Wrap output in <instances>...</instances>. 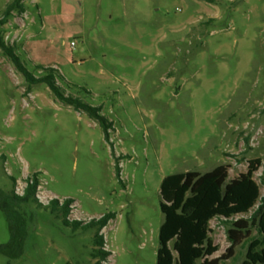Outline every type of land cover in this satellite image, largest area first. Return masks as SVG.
<instances>
[{
    "label": "rangeland",
    "instance_id": "1",
    "mask_svg": "<svg viewBox=\"0 0 264 264\" xmlns=\"http://www.w3.org/2000/svg\"><path fill=\"white\" fill-rule=\"evenodd\" d=\"M12 1L0 0V18ZM21 2L25 11L2 28L5 43L35 77L46 73L37 65L54 68L65 94L101 107L111 126L107 140L47 84L29 86L0 48V188L21 194L37 173L39 201L73 199L70 219L116 215L101 230L104 264H156L166 176L222 164L233 179L249 160L264 163V0ZM262 173L254 178L263 197ZM35 213L25 254L0 255V264H94V229ZM223 221H210V258L230 245ZM9 237L0 211V244ZM246 250L238 245L220 264H241Z\"/></svg>",
    "mask_w": 264,
    "mask_h": 264
},
{
    "label": "trees",
    "instance_id": "2",
    "mask_svg": "<svg viewBox=\"0 0 264 264\" xmlns=\"http://www.w3.org/2000/svg\"><path fill=\"white\" fill-rule=\"evenodd\" d=\"M15 11L20 13L25 11L21 0L9 3L0 18V48L4 54L22 73L29 86L47 84L59 101L77 110H83L91 118L96 119L104 130L105 138L109 140L111 123L101 114V107L91 106L79 98L66 95L56 81L58 74L55 75L54 68L37 65L38 69H43L46 73L42 77H35L16 54L17 48L5 43L2 28ZM260 167H263L264 184V163L261 158L249 160L247 171L233 179H229L228 166L222 164L204 173L187 171L166 176L160 185L163 222L159 230L156 264H220L222 260L232 257L234 249L240 244H246L247 248L241 264H264V196H261L260 185L254 178ZM118 176L119 169L117 178ZM11 178L15 183L16 179ZM38 186V174L35 173L27 178L21 194L14 189L9 192L0 188V211L6 216L10 235L7 243L0 244V255L9 260H16L25 254L31 224L36 219L35 212L37 209H43L73 231L81 229L86 232L94 229L90 256L95 261L94 264L107 262L111 252L105 249L101 230L116 215L106 213L99 219L93 218L87 223L70 219L74 200L67 198L60 202L59 199L53 198L47 204H43L37 197ZM258 203L249 218L234 219L238 215L249 213ZM218 217L223 218V222L229 225L227 237L230 245L222 256L210 258L218 250V246L209 236L211 230L209 224ZM253 228H256L258 236L252 235ZM172 242L174 244L171 248ZM173 251L176 252V256Z\"/></svg>",
    "mask_w": 264,
    "mask_h": 264
}]
</instances>
